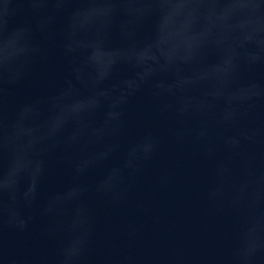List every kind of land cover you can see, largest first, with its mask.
I'll list each match as a JSON object with an SVG mask.
<instances>
[{
  "label": "water",
  "instance_id": "obj_1",
  "mask_svg": "<svg viewBox=\"0 0 264 264\" xmlns=\"http://www.w3.org/2000/svg\"><path fill=\"white\" fill-rule=\"evenodd\" d=\"M165 2L159 18L140 29L142 47L134 55L146 65L181 67L178 86L186 94L175 108L182 107L183 116L177 118L175 110L160 115L145 92L127 106L122 134L89 145L87 159L72 148L51 151L45 190L28 227L0 232V264H56L69 237L79 248L74 264H243L236 253L245 233L247 264H264V74L256 75L262 81L259 97L251 88L229 94L234 52L241 49L226 27L235 19L249 21L236 31L259 34L253 51L264 55V20H253L247 0L226 7ZM259 8L264 11V0ZM208 9L213 11L205 19ZM29 17L24 0L7 5L0 0V25ZM61 24L58 18L57 31ZM41 44L50 59L37 60L22 81L8 86L4 107L9 118L22 103L52 93L67 74L55 45ZM111 44L120 46L118 40ZM205 46L218 54L189 69ZM123 54L98 44L90 59L103 76ZM146 131L158 142L126 165L129 145ZM109 148L114 151L105 158ZM74 163L87 169L76 179L89 190L82 197H64L79 201L68 208L51 202L52 215H42L47 191L61 190L74 179Z\"/></svg>",
  "mask_w": 264,
  "mask_h": 264
},
{
  "label": "clouds",
  "instance_id": "obj_2",
  "mask_svg": "<svg viewBox=\"0 0 264 264\" xmlns=\"http://www.w3.org/2000/svg\"><path fill=\"white\" fill-rule=\"evenodd\" d=\"M9 0H5V4ZM29 5L30 17L20 23L9 19L0 25V232L4 228L23 231L32 219L31 211L39 204L44 185L48 180L47 157L57 148H72L81 158H88L89 145L106 143L109 138L123 132L124 116L129 103L148 94V100L160 115L175 110L180 118L184 109L175 108L186 90L178 86L181 67L146 65L137 61L135 51L142 47L137 41L140 29L159 18L165 0H24ZM197 4L226 7L236 0H192ZM252 4L255 22L264 20L259 0ZM213 9L205 12V19ZM88 16V22L80 21ZM222 18L223 14H221ZM58 18H62L59 30ZM249 21L235 19L226 25L234 32L233 39L240 47L234 52L228 79L229 94L235 89L251 88L260 96L262 81L256 75L264 74V55L255 49L259 34L236 31ZM37 34L40 39L37 38ZM41 40L55 45L66 61V75L52 93L18 106L14 117L9 118L4 107L8 86L22 81L37 61L47 62L49 52ZM118 40L119 47L111 42ZM104 46L123 55H117L108 71L100 76L90 59L92 48ZM218 50L205 46L189 69L203 66L208 56ZM158 142L152 131H146L129 145L125 164L130 157L150 153ZM114 148L104 153L108 158ZM94 166V165H92ZM87 169L73 164V177L63 189L47 191L40 208L42 215L51 216V202H60L65 208L78 204V200L63 198L82 197L89 190L78 183L77 177ZM257 248L259 245L256 246ZM79 248L69 237L62 245L56 264H74ZM237 256L247 264L250 259L246 233L242 235Z\"/></svg>",
  "mask_w": 264,
  "mask_h": 264
}]
</instances>
